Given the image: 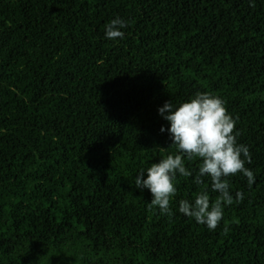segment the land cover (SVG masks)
<instances>
[{"label": "trees", "instance_id": "1", "mask_svg": "<svg viewBox=\"0 0 264 264\" xmlns=\"http://www.w3.org/2000/svg\"><path fill=\"white\" fill-rule=\"evenodd\" d=\"M198 92L255 177L227 178L243 200L214 231L178 210L218 196L199 159L171 216L135 185L176 152L158 108ZM0 264H264V0H0Z\"/></svg>", "mask_w": 264, "mask_h": 264}, {"label": "clouds", "instance_id": "2", "mask_svg": "<svg viewBox=\"0 0 264 264\" xmlns=\"http://www.w3.org/2000/svg\"><path fill=\"white\" fill-rule=\"evenodd\" d=\"M126 26L127 22L119 17L111 20L105 26V37L109 40L122 39L124 33L120 29ZM158 113L169 122L170 145H175L176 152L152 163L146 171L142 170L135 177L136 188L150 192L149 209L158 208L161 214L171 216L170 204L177 194V176H192L185 166V159H199L201 163L194 183L202 185V177H209L211 190L218 196L211 201L208 190L202 189L193 201L181 199L178 210L214 231L223 219V207L243 200L240 191L236 192L234 200L227 178L242 174L249 186L254 183L253 171L245 167L246 162L251 163L249 149L237 143L239 133L235 129L236 122L218 96L198 92L175 108L171 101L165 102L158 108ZM160 131H165L163 126ZM224 231L227 233L228 229Z\"/></svg>", "mask_w": 264, "mask_h": 264}]
</instances>
